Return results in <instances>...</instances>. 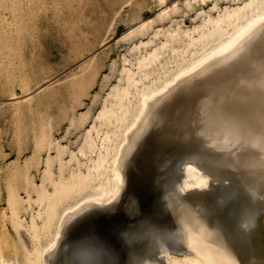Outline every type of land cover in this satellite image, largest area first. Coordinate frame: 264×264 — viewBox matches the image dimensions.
<instances>
[{"label":"water","instance_id":"95a60500","mask_svg":"<svg viewBox=\"0 0 264 264\" xmlns=\"http://www.w3.org/2000/svg\"><path fill=\"white\" fill-rule=\"evenodd\" d=\"M126 140L118 189L66 213L46 264H264V22Z\"/></svg>","mask_w":264,"mask_h":264},{"label":"rangeland","instance_id":"374dc122","mask_svg":"<svg viewBox=\"0 0 264 264\" xmlns=\"http://www.w3.org/2000/svg\"><path fill=\"white\" fill-rule=\"evenodd\" d=\"M2 1L5 2L7 5ZM202 1L200 0L199 2V0L196 1L187 0L188 2L187 3L186 0H170V1L166 0V2L165 1L163 2L162 0H156V1L155 0H38V1L14 0L13 3V0L12 2L11 0H0V6H1L0 40L5 37L6 40L8 39L10 42V43L8 41L6 42L5 38H4L5 41L4 43H3V39L1 40L2 43L0 42V47H1L0 57H2L0 58L1 59L0 60L1 62L0 63V79H1L0 80V233L2 234L4 241L6 242V245L9 250L12 249L17 243V234H15L16 232H14L15 230L11 220L12 216H10L12 213L11 202L17 203V206H19L20 214L23 215V217H26V219L27 218L30 219L29 217H31V213L35 212V210L38 207L35 206L37 204L34 199L35 191H33V189L35 190V187L37 185L42 184V181L40 180L43 179H44L43 181L47 180L45 181V183L49 189L51 188V184L48 181V178L45 174L47 163L49 162L51 176L53 178H57L59 175H64V173L68 175L67 173H69L70 169L72 167L75 168L77 166L76 165L77 159H75V157L70 156V154H72L71 150L74 148L73 152L75 153L78 151L77 149L81 147V143L82 144L85 143L83 141H85L84 138L87 137L88 128L97 122V119L94 118L96 117L94 114L97 115L105 100H107L110 97V95L108 94L110 93V91L113 90L114 88L113 86H115V84H119L123 82V77H124L123 62L124 65L126 64L129 65L131 61H134L136 55H139V53L144 50L143 42L150 40L148 43H146V47L148 46L147 48H149L150 46L153 45L154 42L156 43L159 41V39H162L164 37L163 35H165V31L167 27H176L177 25H180L182 27L189 26V28H191L194 26V24L200 22L201 20L200 18L206 15V13L208 14L212 12L213 14L217 13V8L214 7L213 3H216L217 7L222 8L225 5L229 6L236 2H240L241 0H214V1L202 0ZM7 2L8 3L11 2L10 7ZM37 3H39V5ZM179 3H181L182 5L181 4L179 5ZM16 4L18 5V9ZM24 4H26L25 5L26 8L24 7ZM30 4L34 6L32 7ZM184 4H186L187 6H185ZM163 5L167 9L166 13H162ZM56 6L58 7V9ZM103 6L105 8H103ZM20 7L23 8L20 9ZM28 7L30 8V10ZM35 7H37V9ZM106 7H108L110 10L107 9ZM10 8L12 9V12ZM98 9H99V13H98ZM18 10L21 12H19ZM32 10H34V12L36 11L35 13L37 12L38 13L34 15V12H32ZM151 10L153 11V13ZM156 11L158 12V15ZM15 12L17 14H15ZM25 12L28 14H25ZM95 13L97 14V16L95 15ZM12 14L14 15L15 18L17 17V15L19 16L20 14H22V16L20 15L21 19L20 17L19 18L17 17L16 19L18 20L16 19L14 20L13 17L11 18ZM103 14L106 16H104ZM53 15H55L54 18ZM78 15H80V17ZM99 17L101 20L103 19L104 21L103 20L101 21ZM103 17L106 18L104 19ZM172 17L174 18V20ZM90 18L92 19V21ZM72 19L74 20L71 21ZM139 19L145 20L142 26L143 28L145 27L144 28L145 30L144 29L142 30L141 29L142 27L140 29H137L139 32L143 34L139 33L138 31L128 33V29L136 26L140 21ZM28 20L31 23L32 22L35 23L36 21V23L34 24L36 26H32L33 23L30 24ZM8 21H10V24ZM100 21L102 22L103 25L101 24ZM135 21H137V23ZM56 22H58L59 25H57ZM82 22H85V24L84 23L82 24ZM94 23L100 24V26L98 27V25L95 24L96 28H94L95 27ZM170 23L172 25H168ZM66 24H68V26ZM147 24L149 26L152 25L151 26L152 28L148 27ZM161 24H163V26ZM12 26L14 27V29L12 28ZM71 26L73 28L70 29ZM24 28H29V29L26 30ZM31 28H33V30ZM22 30H24V32H22ZM62 31L64 32L63 34L61 33ZM124 31L126 32L124 33ZM156 31L157 32L159 31V33L161 32L163 34L158 33L157 35H155ZM80 32L82 35L85 34V36H82ZM67 35H69V37ZM17 37H19L18 39L20 41L17 39ZM158 37L159 39L156 40ZM12 38L14 39L13 41ZM83 39H85V42ZM21 40L23 44L21 43ZM15 43L17 45H15ZM77 43H79V45ZM31 45L33 46L31 47ZM80 45L83 47V49ZM132 45L134 46L133 48ZM136 45L138 46L136 47ZM141 47L143 48L140 49ZM12 48L13 50H11ZM29 48L31 49V51H29L30 50ZM137 48L139 51H136ZM19 49H20L19 53L15 54ZM74 49L77 51H75ZM8 50H9V54H8ZM97 51H99L100 53ZM89 53L93 54V56L91 54V58H89L90 55ZM14 54L17 57L18 56L19 57L15 58ZM80 54L81 56H78ZM126 56H128V58ZM32 58L36 59V62ZM88 58L89 60L87 61ZM95 58H96V63H94ZM90 59H92V61ZM28 60L30 61V63ZM13 62L16 64L15 66H13L14 65ZM83 62L86 63L85 65L87 68L83 67L85 66L83 65ZM2 63H4L3 65L5 67L2 65ZM90 63L92 65H95L93 66L94 69L90 67L92 66ZM35 65L37 67H35ZM39 66L43 68L40 67L41 68L40 69ZM20 67L22 68L20 69ZM14 69H16L18 73ZM48 69L49 71H46L45 73V70ZM89 70H91V73L94 74L93 75L90 74ZM95 70L96 72H94ZM86 71L88 72V74ZM120 72H122V74ZM84 74H86L87 76L90 74L92 76L90 77L89 75L88 78ZM13 76H16L18 78V81L17 78ZM80 78L81 79L83 78V80L86 81V82L83 81V83L85 82L84 85L82 81L80 82L81 80ZM9 79H11L10 82ZM78 79H80L78 84H75L76 80L78 81ZM25 81H26V85H25ZM81 83L83 85L84 90L82 88L80 89ZM23 84L25 87L23 86ZM5 85H6V89L4 88ZM70 87L71 89H69ZM32 91H34V94H32L33 93ZM105 96L106 97L109 96V97L106 98ZM14 97L17 99L14 100L15 99ZM71 116L73 117V119L72 118L70 119ZM85 135L86 137H84ZM56 140L58 141L55 142ZM55 147L58 148L56 149ZM60 147H62L61 148L62 151H59ZM57 150H58V154L56 153ZM47 151H51V152L48 153ZM54 155H56L54 157L55 159L54 158L52 159ZM72 159H73V163H72ZM62 160L64 163L62 162ZM64 160H68V161H64ZM43 161L46 162V164L43 163ZM59 161L61 163H59ZM60 164L62 165V167ZM60 170L63 172V174H61L62 172ZM58 172L60 173L58 174ZM41 173H43L44 175H41ZM40 176L43 179H41ZM43 176H45V178ZM31 179L35 180V182ZM27 189H29V194L26 193L28 192ZM21 197L23 200L21 199ZM25 213H27V215Z\"/></svg>","mask_w":264,"mask_h":264},{"label":"bare ground","instance_id":"6f19581e","mask_svg":"<svg viewBox=\"0 0 264 264\" xmlns=\"http://www.w3.org/2000/svg\"><path fill=\"white\" fill-rule=\"evenodd\" d=\"M31 1H33V0H31ZM162 1L166 2V0H162ZM11 2H12V0H11ZM178 2H180V1H178ZM186 2H187V0H186ZM199 2H200V0H199ZM3 3H5V2H3ZM10 3H8L9 7H10ZM13 3H14V0H13ZM18 3H19V1H18ZM181 3H179V5ZM194 3H196V2H194ZM37 4L39 5V3H37ZM186 4H184V5L187 6ZM192 4H193V1H192ZM213 4H214V7L217 8V13H215V14H213V12L209 13V14L206 13V15H204V16H202V18H200L201 19L200 22H197L196 24L193 23L194 26L193 27L190 26L191 28H189V26L188 27H182L180 25H177L176 27H167L166 31H165V35H163L164 37L162 39H159V37H158L156 40L159 39V41L156 43L154 42L152 46L147 48L148 46L146 47V43H148L150 41L148 39L149 41L143 42L144 50L141 51L139 53V55H136V57L134 55V57H135L134 61L130 60L131 63L129 65L128 64L124 65V62H123V72H124L123 82L119 83V84H115V86H113L114 87L113 90L110 91V93L108 94V95H110V97L108 96L109 98L105 96L108 99L105 100V102L103 101L104 103H103L101 109L99 110L98 113L96 112L97 115L94 114L96 116L94 118L97 119L98 123L97 122L94 124L92 123L93 125L91 127H89V128L87 127L88 128L87 137L85 135L84 137H86V138H84L85 141H83L85 143L84 144L81 143V147H79V149H77L78 150L77 152L74 153L73 152L74 148H73L71 150L72 154L69 153L71 157H75V159H77V164H76L77 166L75 168L71 166L72 168L70 167L71 169H70L69 173H67L68 175H66L64 173V175H66V176H64V175L58 176V174L60 173V172H58V174H57L58 177L56 176L57 178H53L51 176L49 162L47 163V168L45 170L46 171L45 174L48 178V181L51 184V188L49 189L47 187V185L45 183V181H47V180L43 181L44 179L41 178V176H40V178L43 179V180H40V181H42V184L38 183L39 185H37L35 187V190L33 189V191H35L34 199H35L36 204H37L35 206H38V207L35 210V212L31 213V217H29L30 219H28V218L26 219V217H23V215L20 214L19 206H17V203L11 202L12 203V213L10 216H12L11 220H12V225H13L14 230H15L14 232H16L15 234H17V243L15 244V246L12 249L9 250L7 245H6V242L4 241L2 234L0 233V264H46V258H47L48 252H50V250L54 247L55 243L59 239V234H60L59 231H60L61 226L63 224V220H64V217L66 216V213H69V212H71V210H74V209L84 205L86 202L105 200L108 197L113 196V194L118 189L120 182H121V176H120L119 166H118V163L120 161V155H121L122 150L124 148V145L127 141L126 139H127L129 132L136 125L139 115L146 108V106L148 105V102L152 98L160 95L161 92H163L166 89H168L169 87L175 85V83L179 79H181L182 77L191 74L196 69L204 66V64L209 63V62L213 61L214 59L229 53L232 49L237 47V45L249 34V32H251L254 28H256L258 25H260L264 22V0H241L240 2H236V3L229 5V6H226V5L224 7L221 6L222 8L217 7L216 3H213ZM25 5L26 4H24V7H25ZM16 6L18 9L17 4H16ZM37 7H35V8L37 9ZM54 7H55V5H54ZM156 7H157V5H156ZM0 8H1V6H0ZM22 8L20 7V9H22ZM103 8H105V7L103 6ZM106 8L109 9L108 7H106ZM160 8H162V7H160ZM210 8H212V7H210ZM7 9H8V7H7ZM57 9H58V7H57ZM4 10H5V8H4ZM29 10H30V8H29ZM52 10H53V8H52ZM214 10H216V9H214ZM50 11H51V9H50ZM11 12H12V9H11ZM19 12H21V11H19ZM32 12H34V10H32ZM35 12H34V15L38 13V12L37 13H35ZM42 12H43V10H42ZM75 12H76V10H75ZM166 12H167V9L163 5L162 13H166ZM202 12H204V11H202ZM39 13H40V11H39ZM96 13H95V15L97 16ZM98 13H99V9H98ZM152 13H153V11H152ZM15 14H17V13L15 12ZM25 14H28V13L25 12ZM172 14H170V15H172ZM20 15L22 16V14H20ZM20 15L19 16L17 15V17L19 18ZM157 15H158V12H157ZM54 16L55 15H53V18H54ZM78 16L80 17V15H78ZM99 16H100V14H99ZM104 16H106V15H104ZM145 16H144V19H145ZM12 17L14 20L17 18V17L15 18L13 14H12L11 18ZM165 17H166V15H165ZM199 17H200V15H199ZM20 19H21V17H20ZM29 19H31V18H29ZM99 19H100V17H99ZM147 19H148V17H147ZM16 20H18V19H16ZM73 20L74 19H72L71 21H73ZM83 20H84V18H83ZM86 20H88V19H86ZM173 20H174V18H173ZM91 21H92V19H91ZM8 22L10 24V21H8ZM28 22H30V21L28 20ZM135 22L137 23V21H135ZM144 22H145V20H143V19L140 20L136 26L128 29V33L138 31L137 29H140L143 26ZM23 23H25V22H23ZM32 23L30 22V24H32ZM35 23H36V21H35ZM35 23H33L32 26H36V25H34ZM56 23H57V25H59L58 22H56ZM64 23H66V22H64ZM83 23L85 24V22H82V24ZM97 23H94V26H95L94 28H96L95 24H97ZM152 23H154V22H152ZM75 24H76V21H75ZM101 24H102V22H101ZM66 25L68 26V24H66ZM92 25H93V23H92ZM92 25H90V26H92ZM97 25H98V27L100 26V24H97ZM161 25L163 26V24H161ZM168 25H172V24L170 23ZM151 26L148 25V27H151ZM20 27H22V26H20ZM53 27H54V25H53ZM12 28L14 29L13 26H12ZM63 28H64V26H63ZM71 28H73V27L71 26L70 29ZM78 28H79V26H78ZM144 28L142 27L141 29L143 30ZM156 28H157V26H156ZM24 29L27 30L29 28H24ZM31 29L33 30V28H31ZM85 29H86V27H85ZM92 29H93V27H92ZM101 29H102V27H101ZM164 29H165V27H164ZM39 30H40V28H39ZM150 30H152V29H150ZM20 32H19V35H20ZM22 32H24V30H22ZM125 32L126 31H124V33ZM61 33L63 34L64 32L62 31ZM70 33H67V34H70ZM94 33H95V30H94ZM135 33H137V32H135ZM139 33H141V32H139ZM155 33L154 34L157 35L159 33V31L158 32L156 31ZM80 34H81V32H80ZM141 34H143V33H141ZM161 34H163V33H161ZM21 35H22V33H21ZM17 36H18V33H17ZM24 36H26V35H24ZM67 36L69 37V35H67ZM73 36H74V34H73ZM82 36H85V34ZM141 36H143V35H141ZM7 37H10V36H7ZM19 37H21V36H19ZM19 37H17V39ZM75 37H76V35H75ZM153 37H154V35H153ZM4 38H2L3 43L5 42ZM72 39H73V37H72ZM92 39H93V37H92ZM1 40H0V42L2 43ZM5 40H6V38H5ZM13 40L14 39L12 38V41ZM67 40H69V39H67ZM83 40L85 42V39H83ZM7 41L9 42L8 39L6 40V42ZM32 41H33V39H32ZM71 41H73V40H71ZM74 41H75V39H74ZM139 42H140V40H139ZM16 43H15V45H17ZM21 43H22V40H21ZM18 44H19V42H18ZM77 44L79 45V43H77ZM150 44H152V43H150ZM133 45H132V48L134 47ZM23 46H25V45H23ZM32 46L33 45H31V47ZM137 46L138 45H136V47ZM21 47H22V45H21ZM13 48H14V46H13ZM13 48L11 50H13ZM17 48H18V46H17ZM138 48L136 51H139ZM142 48L143 47H141L140 49H142ZM20 49L15 54L19 53ZM24 49H25V47H24ZM82 49H83V47H82ZM9 50H8V54H9ZM15 50H16V48H15ZM29 51H31V49ZM75 51H77V50H75ZM97 52H99V51H97ZM12 53H13V51H12ZM35 53H37V52H35ZM29 54H30V52H29ZM68 54H70V53H68ZM91 54L89 55V58H91ZM94 54H96V53H94ZM10 55H11V53H10ZM71 55H72V52H71ZM78 56H81V54ZM92 56H93V54H92ZM18 57L15 55V58H18ZM126 57L128 58V56H126ZM0 58H2V57H0ZM89 58L87 59V61L89 60ZM32 59H34V58H32ZM34 60L36 62V59H34ZM90 60L92 61V59H90ZM4 61H5V59H4ZM20 61H21V58H20ZM22 63H23V61H22ZM29 63H30V61H29ZM94 63H96V58H95ZM3 64L4 63H2V65ZM85 64L86 63L83 62V65H85ZM15 65L16 64L14 63L13 66H15ZM38 65H39V63H38ZM46 66H45V68H46ZM93 66H95V65H92L90 67L93 68ZM35 67H37V66L35 65ZM40 67L41 66H39V68ZM83 67L87 68L86 65ZM21 68L22 67H20V69ZM32 68H33V66H32ZM41 68H43V67H41ZM29 69H30V67H29ZM40 69H39V71H40ZM14 70L18 73V71L16 69H14ZM46 71H49V69L45 70V73H46ZM89 71H90V74H92L91 70H89ZM94 72H96V70ZM21 73H22V71H21ZM120 73L122 74V72H120ZM87 74H88V72H87ZM1 75H2V73H1ZM84 75H86V74H84ZM89 75L88 76L86 75V77L89 78ZM92 75H90V77ZM13 77L17 78L16 76H13ZM38 77H39V75H38ZM86 77H85V80H86ZM88 78H87V80H88ZM80 79H78V81L76 80V83L75 82L74 83L78 84ZM10 80L11 79H9V82H10ZM85 80H83V78H82L80 80V82L82 81V83H83V81H85ZM17 81H18V78H17ZM118 81H117V83H118ZM55 82H56V80H55ZM82 83L80 84L81 86L79 85L80 89L81 88L83 89L84 83H83V85H82ZM19 84H17V85H19ZM25 85H26V81H25ZM23 86H24V84H23ZM47 87H49V86H47ZM4 88L6 89V85ZM111 88H112V86H111ZM69 89H71V87ZM39 90H40V87H39ZM39 90H38V93H39ZM67 91H68V88H67ZM4 92H6V91H4ZM32 92H33L32 94H34V91H32ZM7 94H6V97H7ZM23 95H24V93H23ZM16 99L17 98H15L14 100H16ZM71 109H72V107H71ZM73 110H74V108H73ZM71 118L73 119L72 116L70 117V119ZM93 122H94V120H93ZM57 141L58 140H56L55 142H57ZM48 144H49V142H48ZM62 147L59 148L60 149L59 151H62V149H61ZM52 149H49V150H52ZM64 151H65V149H64ZM47 152L49 153L51 151H47ZM56 153L58 154V150ZM56 155H54L52 157V159ZM44 156H45V154H44ZM67 156H69V155H67ZM45 158H46V156H45ZM69 159H70V157H69ZM64 161H68V160H64ZM62 162H63V160H62ZM43 163L46 164V162H44V161H43ZM59 163H61V162L59 161ZM72 163H73V159H72ZM65 165H67V164H65ZM61 167H62V165H61ZM64 168H65V166H64ZM67 169H66V171H67ZM31 173H33V172H31ZM61 174H63V172ZM41 175H44V174L41 173ZM27 177H29V176H27ZM43 177L45 178V176H43ZM31 180H33V179H31ZM33 181L35 182V180H33ZM34 186H35V184H34ZM27 191L28 192H26V193L29 194V189H27ZM30 191H31V189H30ZM28 197H29V195H28ZM21 199H22V197H21ZM26 200H28V199H26ZM31 204H33V203H31ZM31 211H33V210H31ZM25 212H26V210H25ZM25 214L27 215V213H25ZM28 214H29V212H28Z\"/></svg>","mask_w":264,"mask_h":264}]
</instances>
